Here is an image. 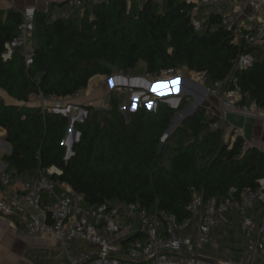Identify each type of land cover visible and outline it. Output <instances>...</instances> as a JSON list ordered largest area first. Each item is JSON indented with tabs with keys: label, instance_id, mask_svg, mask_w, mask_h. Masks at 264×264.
<instances>
[{
	"label": "trees",
	"instance_id": "1",
	"mask_svg": "<svg viewBox=\"0 0 264 264\" xmlns=\"http://www.w3.org/2000/svg\"><path fill=\"white\" fill-rule=\"evenodd\" d=\"M194 7L184 0H102L86 5L82 15L55 20L37 11L38 44L30 66L19 51L4 60L22 12L0 8V87L18 102L0 95V129L12 147L6 171L33 176L40 168H54L52 177L88 204L137 203L149 212L175 213L180 222L190 218L195 194L221 200L232 187H257L264 170L252 168L260 150L215 128L220 117L204 106L180 123L160 151L175 113L189 104L186 97L178 108L163 99L154 110L142 102L126 117L122 99L112 95L103 121L88 107L87 118L74 124L80 138L69 159L64 143L69 117L28 104L39 92L67 98L87 88L94 76H111V70L92 63L106 60L124 73L140 61L150 75L182 67L204 72L208 88L226 81L223 90L236 92L238 104L255 101L264 108L263 47L246 46L255 61L236 68L245 43L236 42L235 27L222 25L221 15L213 13L198 31Z\"/></svg>",
	"mask_w": 264,
	"mask_h": 264
},
{
	"label": "built area",
	"instance_id": "2",
	"mask_svg": "<svg viewBox=\"0 0 264 264\" xmlns=\"http://www.w3.org/2000/svg\"><path fill=\"white\" fill-rule=\"evenodd\" d=\"M91 1L94 4L102 0ZM184 1L195 6L192 23L198 31L203 29V24L195 17L197 7L232 6L231 0ZM66 4L72 8H84L86 0H67ZM221 23L227 27L234 26L236 42L245 43L235 67L247 69L252 66L255 56L246 50V46L264 47V0H241L227 13H221ZM36 27L37 10L27 7L22 11V22L16 35L5 44L4 60L11 59L19 51L27 66L33 64L32 39ZM189 72L205 83L204 72L190 71L186 67L170 68L159 75L148 76L160 81L179 78ZM225 84L226 81L218 82L212 89L221 92ZM124 91L133 92L134 89L125 87ZM224 93V107L237 105L243 113L254 112L257 117H264V108L255 101L241 105L234 91ZM78 96L80 91L73 95ZM35 98L43 110L70 115L73 119H76L73 110L81 109L55 95L45 96L39 92ZM150 105V109L156 108V102ZM109 106L110 101H107L104 107L108 109ZM214 127L224 128V124L219 121ZM69 135L64 143L67 139L72 141L73 134ZM241 136V131L235 130L229 137L235 140ZM54 171V168H40L36 175L17 185L0 166V221L23 212L26 227L19 230L29 236L43 231L61 242L71 264H264V179L255 188L232 187L221 200L205 199L203 195L195 194L188 206L190 218L180 222L175 213L149 212L137 203L88 204L82 194L54 179ZM58 189L64 192L58 193ZM46 197L55 202L45 204ZM252 209L258 217L249 215ZM232 212L239 217L240 228L248 239L238 257L222 253L216 238ZM224 234L227 235L226 232ZM73 241L83 244L78 248L77 256H74L71 246Z\"/></svg>",
	"mask_w": 264,
	"mask_h": 264
},
{
	"label": "crops",
	"instance_id": "3",
	"mask_svg": "<svg viewBox=\"0 0 264 264\" xmlns=\"http://www.w3.org/2000/svg\"><path fill=\"white\" fill-rule=\"evenodd\" d=\"M146 1L139 0L141 4ZM240 1L231 0L232 6L230 7L228 5L197 7L195 9V17L199 22L204 24L209 20L211 14L218 13L221 15V13H227L230 9L237 6ZM66 2L67 0H0V8L5 11L15 10L22 12L27 7H35L37 11L46 12L51 20H55L57 18H69L73 16L72 12L75 8L69 7ZM86 5L92 6L94 4L93 1L86 0ZM76 9L81 10V13H75L76 16L83 14L84 8ZM37 44L38 39L34 35L32 47L34 48ZM139 68L142 69L143 76L136 75ZM132 72H134L132 76H128L126 75L127 73L123 72L124 78L120 79H115L113 74L111 76L96 75L90 80L88 87L80 91V96L65 98L67 104L73 106L78 105L81 108L79 111L73 110L76 120L82 122L87 118L88 107H92L93 109L105 108V103L110 101L112 95L121 98L123 106L130 105L131 107L133 101L138 102L137 104L144 102L143 100H146V97L141 99L143 94H141L139 99H136L135 94L122 92H118V94L117 91L115 93V88L118 86L135 87L137 85L135 88L139 90L143 88L155 95L163 96V93H165L164 95H169L173 103L179 99V102L177 101L178 103H175V106H173L175 108L179 107L183 97H186L189 101L188 105H193L194 111L200 106L208 108L220 117V121L224 124L227 137L233 131L240 130L242 133L241 137L246 141L247 147H256L260 151H264V117H257L254 112L243 113L237 105L230 104L224 107L225 93L223 90L221 92H214L206 84L202 85L196 81L191 72L186 74L187 78H165L160 81H154L148 76L144 61H140ZM188 78H191V80ZM100 81L102 84H100ZM235 94L239 97L236 92ZM0 95L4 96L8 103H18L7 96L2 90H0ZM28 104L42 107V104L35 98V95L31 96ZM182 118L184 117L182 116ZM72 136L74 138V134ZM11 150L12 147L7 141L6 130L0 129V166L5 170L8 166L5 161V156ZM11 177L13 184L20 185L32 176L24 174ZM63 192L64 190L62 189L60 193ZM54 202L55 200L49 197L44 199L45 204ZM256 214V211L252 209L249 215L255 216ZM227 219L228 222H225L220 232L216 234L217 242L220 244L222 253L238 257L245 249L248 239L242 232L239 225L240 219L235 213L228 214ZM25 223L26 215L23 212L13 217H6L0 221V264H71L61 242L53 239L43 231L32 236L21 232L19 229L25 228ZM82 245L80 242L71 243L74 249V255L77 254L78 248Z\"/></svg>",
	"mask_w": 264,
	"mask_h": 264
},
{
	"label": "water",
	"instance_id": "4",
	"mask_svg": "<svg viewBox=\"0 0 264 264\" xmlns=\"http://www.w3.org/2000/svg\"><path fill=\"white\" fill-rule=\"evenodd\" d=\"M92 63H98L101 64L102 66L108 68L109 70H111L112 74L114 75L115 79H120V78H124L123 75V71L120 68L119 64H113L111 62H108L106 60H95L92 61ZM135 87H137V85H135ZM1 90V87H0ZM142 92H136L135 93V97L136 99H139V97L141 96ZM165 94V93H163ZM148 98V96L146 97ZM167 103H169L172 107L175 106V103L171 102V99H166L165 100ZM179 102V99L177 100ZM132 110L134 111L137 108L136 103H133L132 105ZM152 106V105H150ZM194 107L192 104H190L187 108H185L182 111H178L175 113V116L173 118V124L169 127V129L167 130V132L165 133V135L162 138V144L160 145V151L163 150L164 148V141L171 135L172 131H174L179 125H180V121H183L186 117L192 115L194 112ZM181 112L186 116L185 118H182ZM193 112V113H192ZM108 114V109L107 108H95L92 111V116L98 115L101 120H104L105 115ZM69 120H70V125L68 127V132L74 134V138L72 139V142H69V139H67L65 141V145H67V155L66 158L69 159L72 155H73V147L75 145V143L79 140L80 138V132L76 131L74 129V124L77 121L76 119H73L70 115H69ZM253 170L258 169L259 171L264 170V151H260V156L258 158V163L252 168ZM210 261V260H209Z\"/></svg>",
	"mask_w": 264,
	"mask_h": 264
},
{
	"label": "rangeland",
	"instance_id": "5",
	"mask_svg": "<svg viewBox=\"0 0 264 264\" xmlns=\"http://www.w3.org/2000/svg\"><path fill=\"white\" fill-rule=\"evenodd\" d=\"M141 1H143V0H141ZM73 16H76L75 15V13H81V10H77L76 8L75 9H73ZM141 70L142 69H138L137 70V73H136V75L137 76H143V74L144 73H142L141 72ZM133 73L134 72H131V73H127L126 75H128V76H132L133 75ZM179 78H187V75L185 74V75H183V76H180ZM193 78L196 80V81H198V82H200V84H202V85H205V83L203 82V81H201V80H199L196 76H194L193 75ZM174 79H176V78H174ZM189 80H191V78H188ZM154 81H157V80H155V79H153ZM100 84H102V82L100 81ZM124 88L125 87H120V86H118V87H116L115 88V93H116V91H117V93L118 92H122V93H130V94H135L136 92H142L141 94H143L142 96H141V99L142 98H144V97H147L148 96V99L146 98V100H143L145 103H147V104H151V102H157L159 99H163V100H166V99H171V98H169L170 96L168 95V96H166V95H164L163 94V96L162 95H155L154 93H151V92H149V91H147V90H145V89H143V88H141V90H139V89H137V88H135V87H127L128 89H134V91L133 92H128V91H124ZM143 91H144V93H143ZM119 94V93H118ZM183 97V96H182ZM154 98H157L158 100H155ZM182 99V98H181ZM195 102V101H194ZM193 102V104L195 105V103ZM133 103H138V102H136V101H133L132 102V104ZM137 105V107L139 106V104H136ZM181 105V103L179 104V106ZM123 106V105H122ZM189 106V105H188ZM187 108V107H186ZM122 111L124 112V114H125V116L126 117H129V115H130V113L133 111L132 110V107H130V105H124L122 108ZM185 109V108H184ZM181 115L185 118L186 116L181 112ZM76 117V116H75ZM69 122H70V120H69ZM81 122V121H80ZM70 125V124H69ZM173 132V131H172ZM67 135H68V137L70 136L69 135V132H68V130H67V134H66V137H67ZM65 137V138H66ZM67 146V145H66ZM68 147V146H67ZM60 191H61V189H58V193H60ZM72 244L73 243H75V241H73V242H71ZM74 256H77V254H75Z\"/></svg>",
	"mask_w": 264,
	"mask_h": 264
},
{
	"label": "bare ground",
	"instance_id": "6",
	"mask_svg": "<svg viewBox=\"0 0 264 264\" xmlns=\"http://www.w3.org/2000/svg\"><path fill=\"white\" fill-rule=\"evenodd\" d=\"M175 103H178L177 100H175Z\"/></svg>",
	"mask_w": 264,
	"mask_h": 264
}]
</instances>
